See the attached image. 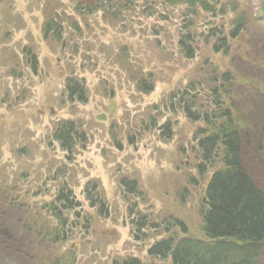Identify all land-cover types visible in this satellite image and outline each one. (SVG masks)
I'll use <instances>...</instances> for the list:
<instances>
[{
  "label": "rangeland",
  "instance_id": "1",
  "mask_svg": "<svg viewBox=\"0 0 264 264\" xmlns=\"http://www.w3.org/2000/svg\"><path fill=\"white\" fill-rule=\"evenodd\" d=\"M69 1L55 0L58 6L53 10L61 13L64 27L62 38L56 41L41 35L43 7H37L43 0H0V181L4 183V189L0 188V264H49L67 250L77 256L75 264H111L125 257L137 258L138 264H169L148 254L150 244L162 237L161 230L145 227L140 240L130 232L135 231L127 216L133 196L124 188L122 192L117 182L123 176L138 180L144 195L136 204L148 216L146 221L173 214L191 233L201 232L199 209L209 173L202 175L195 167L199 154L191 149L193 124L181 107L172 111L161 98L177 84L186 85L190 77L206 76L207 70L199 67L203 57L211 56L219 68L233 73L235 109L243 123L242 139L247 141L242 163L264 192V19L260 0H221L220 5L240 6L225 16L199 9L193 18V29L199 34L206 31L209 35L208 29L214 28L225 35L241 12L245 27L241 38L231 42L228 54H216L215 38L206 46L205 35L197 37L200 47L194 59L185 58L178 45L185 5L166 6L152 0L154 7L149 10V4L135 3L119 20L107 16L109 22L77 15L85 32L80 34V30L72 31L74 20L68 13L75 11ZM30 36L40 53L35 68L20 50V56L12 55L2 43L15 50L25 47ZM21 63L23 73L10 72L21 68ZM146 70L155 77L151 81L154 87L131 99L135 80ZM72 75L85 80L89 92L84 100L69 98L66 93V81ZM112 101L118 111L113 126L91 125L90 145L66 155L52 137L56 119L77 114L91 120ZM149 102L159 105L158 112L151 115H156L158 123L173 121L171 136L163 137V125L150 120ZM139 107L143 110L134 114ZM142 121L144 126L149 124L140 131ZM130 135L141 136V142L131 143ZM62 180L71 184L80 205L65 211L70 239L47 244L29 228L30 209L35 207L31 203L52 200ZM86 183H99L97 196L110 204L107 217L89 205ZM181 191L188 193L184 204L179 200ZM10 193L20 206L12 203ZM22 203H30V207ZM80 211L83 220L90 219L91 229L81 228ZM260 264H264V249Z\"/></svg>",
  "mask_w": 264,
  "mask_h": 264
},
{
  "label": "trees",
  "instance_id": "2",
  "mask_svg": "<svg viewBox=\"0 0 264 264\" xmlns=\"http://www.w3.org/2000/svg\"><path fill=\"white\" fill-rule=\"evenodd\" d=\"M108 9L112 11V18L119 20L123 11L132 8L135 3L152 6V0H108ZM142 3H141V2ZM159 4L185 5L186 10L184 24L180 29L179 48L187 59H194L199 43L197 37L205 35L206 46L209 39L216 38L213 49L216 54L229 53L231 41L238 40L244 31V14L241 12L232 22V30L226 35L220 34L214 28H209V35L202 31L200 34L193 29L194 17L201 9L215 15L234 13L240 6L238 3L231 5L221 4V0H157ZM260 9L264 13V0H260ZM154 7V6H152ZM240 10V9H239ZM148 11V10H147ZM109 12V13H110ZM151 16V14H150ZM157 33L159 30H155ZM63 27L56 19L45 22V35H51L54 40L62 38ZM54 36V37H53ZM230 38V39H229ZM196 43V44H195ZM12 54V53H11ZM13 55V54H12ZM32 65L35 67L33 61ZM221 65L211 56H205L200 69L207 70L206 76L197 75L174 93L171 92L165 98L172 110L178 106L190 123L193 124V137L191 149L199 155L196 162L197 171L206 175L209 173L206 183L205 197L202 200L199 212L201 216L200 233H191L179 219L173 214L160 216L159 220H150L148 216L138 209L137 198L144 194L138 188V180L122 177L121 184L124 189L132 194V204L127 214L133 227V236L140 240L141 234H145V227L161 230L163 234L156 239L149 248L148 254L160 260H168L169 264H260L264 249V192L247 172L244 159L247 150V141L242 139L243 123L237 116L234 96L232 92L233 73L231 70L219 68ZM14 75L21 73V69H10ZM69 96L84 100L85 92L83 84L77 79L69 77L67 80ZM152 83V82H151ZM151 83L142 82V89L148 91ZM183 85V84H181ZM10 93L6 90L7 96ZM165 103V105H166ZM153 117V116H151ZM142 123H145L142 121ZM78 121L61 120L53 127L52 136L59 141L65 149L72 151L77 143L85 139L82 124ZM147 123V127H148ZM146 125H142L145 128ZM156 125V124H154ZM171 121L163 124L161 134L163 137L171 136L173 126ZM140 129V131H141ZM139 139V138H138ZM135 136L130 135L131 143L136 142ZM185 141V137L183 138ZM118 145L119 142H117ZM187 145V144H186ZM210 170H212L210 172ZM71 174V173H70ZM4 183L0 181L3 190ZM97 184L86 185V197L91 207H95L99 215L107 217L109 208L105 201L98 195ZM6 187V186H5ZM96 192V193H95ZM131 192V193H130ZM179 192L181 203H185L188 193ZM16 196V195H15ZM53 199L45 203L36 200L31 203L35 206L30 209L31 231L38 240L48 242H67L70 239V229L67 227L68 218L65 211L77 208L80 204L74 197L72 187L65 181L58 184V189ZM14 194H9V199L15 205L17 199ZM30 207V203H22ZM82 216V211L78 212ZM80 224L81 228H90L89 218H85ZM92 228V227H91ZM90 228V229H91ZM191 233V234H190ZM47 239L49 241H47ZM67 250L64 256L53 260L49 264H75L77 256L74 251ZM137 258L126 257L123 260H114L112 264H138Z\"/></svg>",
  "mask_w": 264,
  "mask_h": 264
}]
</instances>
